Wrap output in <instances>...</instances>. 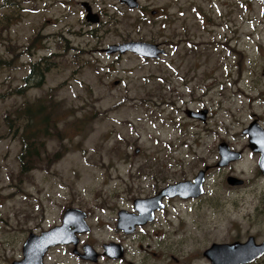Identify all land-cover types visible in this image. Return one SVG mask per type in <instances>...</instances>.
<instances>
[{
    "label": "rangeland",
    "instance_id": "rangeland-1",
    "mask_svg": "<svg viewBox=\"0 0 264 264\" xmlns=\"http://www.w3.org/2000/svg\"><path fill=\"white\" fill-rule=\"evenodd\" d=\"M81 1L0 0V264L22 260L29 235L61 225L67 208L88 214L83 245L101 254L95 264H211L203 254L213 244L262 243L264 176L243 132L255 121L264 129V1H142L165 16L152 20L96 0L99 27L85 22ZM132 41L166 53L103 51ZM37 62L50 66L27 82ZM39 105L52 114L50 131L24 172L23 111ZM221 143L242 159L217 168ZM206 166L202 199L171 203L157 228L123 240V262L102 256L128 193L192 181ZM229 176L245 185L229 186ZM72 250H51L45 264H93Z\"/></svg>",
    "mask_w": 264,
    "mask_h": 264
},
{
    "label": "water",
    "instance_id": "water-1",
    "mask_svg": "<svg viewBox=\"0 0 264 264\" xmlns=\"http://www.w3.org/2000/svg\"><path fill=\"white\" fill-rule=\"evenodd\" d=\"M137 0H123L132 9L137 7ZM87 8V6H85ZM88 9V8H87ZM87 20L92 23H99L97 15L88 9ZM108 54L119 53L125 55L128 52L134 53L143 58L159 59L165 54V51L159 45L147 42H129L121 45H112L107 50ZM207 111L196 114L187 111L190 118L200 120L206 119ZM244 135L249 137V147L254 153H259V170L264 176V129L255 121L249 128L245 129ZM219 154L221 156L219 167H226L232 162L239 161L242 158L240 152L232 151L226 143L219 146ZM205 170L201 171L196 177L194 183L180 182L172 184L164 188L157 197L149 201H136V211L138 215L121 212L119 217V228L128 231L131 227L144 225L148 221L154 220L156 210L163 209V205L159 204L167 197L182 196L183 198H197L204 194L203 184L205 182ZM230 186H242L244 180L230 176L227 178ZM154 205V206H153ZM87 215L82 210L76 208L67 209L63 215L62 225L56 226L41 235L30 234L23 246V259L13 264H44V257L48 250L59 245H71L75 247L79 244L78 234L90 231L87 222ZM105 255L119 259L123 257V248L119 245L111 244L104 247ZM84 254L80 257L96 263L99 254L90 246H86ZM204 256L211 264H253L264 257V241L257 243L255 237H250L246 242H234L231 244H213L204 252Z\"/></svg>",
    "mask_w": 264,
    "mask_h": 264
},
{
    "label": "flooded vegetation",
    "instance_id": "flooded-vegetation-1",
    "mask_svg": "<svg viewBox=\"0 0 264 264\" xmlns=\"http://www.w3.org/2000/svg\"><path fill=\"white\" fill-rule=\"evenodd\" d=\"M120 4H122L123 7L129 9V10H133V11H140V12H143L145 14L146 17H148L150 15V18L153 20H157V19H160V18H165V16H163L160 12V10H156V9H152L151 7H147L145 6L142 1H145V0H137L136 1V4H137V7L135 8H130L128 6V4L126 2L123 3V0H118ZM152 1L154 0H147L146 2L148 3H151ZM80 6L82 7V12H83V15H84V19H85V22L90 25V26H101L102 23H103V18H104V12L103 10H98L96 11L95 10V6H96V0H90V1H87V0H82L81 2H79ZM87 6L88 9H91L93 14L97 15V18L99 19V23H92L90 21L87 20V12H88V9L85 7ZM162 15V16H161ZM96 30H94L95 32ZM111 46V45H110ZM104 50V49H103ZM199 113V112H198ZM198 118V117H197ZM219 163V162H218ZM218 163L215 165L217 168H220ZM211 167L210 166H206L205 167V177L207 178V173L210 171ZM200 172V171H199ZM196 179V177L190 181V180H185V181H182V182H186V181H189V182H194V180ZM180 182H177L175 184H178ZM174 184V185H175ZM241 187V186H240ZM165 187L163 188H155L154 192L149 194V195H143V194H139V193H128L130 194L129 196V199H127V206L126 207H123L121 208L120 210H118L117 212V219H116V226L114 227L115 228V232L117 233L118 235V238L116 240H111L109 243H104L102 245V250H103V253H102V256L107 258L109 261L113 262V263H118V262H123L124 260V257L126 256V254L128 253V249L127 247H125L124 245V242L123 240H128V238H131V239H135L138 237L139 234H145L147 233L150 229L154 230L155 228H157V223L161 217V215H163L167 209L169 208V206L171 205V203H174V202H184V203H188V202H192V201H198L199 199H202V197L205 195V183L203 184V188H204V194L201 195L200 197H197V198H183L182 196L178 195V196H174V197H167L165 198L161 203L159 204H155L154 205H163V209H159V210H156L155 214H154V220L153 221H148L147 223H145L144 225H138L136 227H129L127 230L128 231H124V229H120L119 227V217H120V213L121 212H127L128 214H132V215H138L139 213L136 211V205H135V202L136 201H149L151 199H154L155 197L158 196V194L164 189ZM153 205V206H154ZM88 216V214H87ZM88 220H89V216H88ZM45 232V231H43ZM42 232V233H43ZM41 233V234H42ZM92 233V228L90 227V231L88 234H85V235H90ZM39 234V235H41ZM85 235H79L78 238H79V244L77 245V247L75 246H71V245H59V246H56V247H52L50 250H53V249H58V248H65V247H68V248H73L72 250V254L74 257H76L77 259H80L82 261H84V259H81V254L82 252L84 251L85 247L86 246H90L91 248H94V246L87 242L85 245H83V237ZM124 238V239H122ZM111 244H115V245H119L123 248V251H124V254H123V257L122 258H119V259H115V258H111L107 255L104 254V247L106 245H111ZM80 248L82 249V252L80 251ZM140 250H142V252H146V258H148V256L151 254L152 256H154V258H157V254L156 253H151L150 251H147V250H144L143 246L141 245L140 246ZM97 251V250H95ZM98 252V251H97ZM99 253V252H98ZM101 259V254L99 253V260ZM176 260V259H174ZM177 261V260H176ZM86 262V261H85ZM92 263V262H90ZM45 264V262H44ZM95 264V263H93ZM132 264V263H130Z\"/></svg>",
    "mask_w": 264,
    "mask_h": 264
},
{
    "label": "trees",
    "instance_id": "trees-1",
    "mask_svg": "<svg viewBox=\"0 0 264 264\" xmlns=\"http://www.w3.org/2000/svg\"><path fill=\"white\" fill-rule=\"evenodd\" d=\"M35 41V40H34ZM0 65H6L0 60ZM43 66V68H42ZM50 65L47 62H37L32 65L30 73V81L32 77L37 76L43 78L44 67L48 69ZM37 112V113H36ZM24 119H26V125L24 126L23 135V150L19 158L22 162V168L24 172H28L36 166L39 156L41 155V147L43 142L40 140L41 137L47 136L50 131L49 123L51 121L52 114H46L42 105L28 106L24 111ZM8 120V119H7ZM25 122V120H20Z\"/></svg>",
    "mask_w": 264,
    "mask_h": 264
}]
</instances>
